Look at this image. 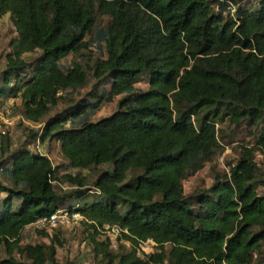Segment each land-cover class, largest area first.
<instances>
[{
  "label": "trees",
  "instance_id": "1",
  "mask_svg": "<svg viewBox=\"0 0 264 264\" xmlns=\"http://www.w3.org/2000/svg\"><path fill=\"white\" fill-rule=\"evenodd\" d=\"M4 15L15 35L0 110L13 98L42 128L14 145L0 133V264H60L59 230L43 232L48 243L23 244L22 232L73 198L99 264L264 263V0H0ZM83 49L98 55L88 71L64 62ZM88 75L84 97L67 99ZM37 139L95 178L65 173L75 188L59 195ZM227 145L229 169L186 194L183 181ZM104 225L121 230L115 248Z\"/></svg>",
  "mask_w": 264,
  "mask_h": 264
},
{
  "label": "rangeland",
  "instance_id": "2",
  "mask_svg": "<svg viewBox=\"0 0 264 264\" xmlns=\"http://www.w3.org/2000/svg\"><path fill=\"white\" fill-rule=\"evenodd\" d=\"M239 3L250 2L254 4V0H236ZM104 23V22H103ZM15 35L14 27L8 15H4L0 18V69L4 64V56L8 51V40ZM95 45V43H94ZM37 53L25 54L24 58L26 60H31ZM98 57L92 51L83 49L80 53L68 57L64 60L66 64H70L72 61H76L82 64L86 70L93 64L94 60ZM88 71V70H87ZM92 78L88 75V85L83 88H79L74 92H67L66 98L69 97H84L85 93L91 88ZM13 98H6L4 101L3 108L0 110V131L7 133L11 137L13 145L26 142L28 140L27 131L29 129L42 128L41 124H34L26 120L17 105H15ZM115 110V105H104L101 109L95 112L93 118L104 117L110 115ZM222 128H225V123L220 124ZM0 132V133H1ZM2 133V134H4ZM236 140L244 139L248 137L246 131H237L235 132ZM33 146H37V150L43 154H46L50 159L52 165L57 169V181L54 182L55 189L59 195L65 194L70 189H74L75 185L72 183L63 180L62 175L65 173L75 174L76 172L81 175H85L88 178V181H92L95 178L96 170H84V169H75L69 167L66 160L62 157L59 152L58 144H51L46 147L45 144H42L39 139L36 140ZM257 160L261 159V155L257 154ZM234 153L232 145H227L221 150L215 157L212 163L206 164V166L195 176L188 178L183 181V187L186 194L192 193L197 188H202L204 186H209L211 184V168L215 169H225L228 170L230 163L234 162ZM0 174V178H2ZM259 178H264V166L260 167ZM260 195H264V183H258V191ZM4 195L0 193V199ZM76 200L73 198L71 200L65 201L60 208H68V205H71ZM59 230L60 236L64 240V245L56 248L55 258L60 264H99L98 260L94 258V254L90 248V245L87 244L86 234L83 230V227L80 223H74L69 227L66 226H56L49 228V230H40L33 226L25 227L22 232V243H35L37 241H44L48 243V236H45L43 232L48 234H53ZM99 238L103 239L104 236L101 234ZM4 255L3 251L0 250V257ZM50 264V263H46ZM264 264V263H263Z\"/></svg>",
  "mask_w": 264,
  "mask_h": 264
},
{
  "label": "built area",
  "instance_id": "3",
  "mask_svg": "<svg viewBox=\"0 0 264 264\" xmlns=\"http://www.w3.org/2000/svg\"><path fill=\"white\" fill-rule=\"evenodd\" d=\"M1 133L4 132L2 131ZM80 217L81 215L77 211L71 210L70 208H59L53 211L47 217L38 218L33 224H31V226L37 229L46 230H49V228H53L56 226L69 227L72 224L77 223ZM99 231L104 237H109L112 247L115 248L117 245L116 238L121 230L115 226L109 227L108 225H104L103 227L99 228ZM153 244L154 242L151 239H147V241L144 243V246L150 248ZM253 264H262L258 261L257 253H253Z\"/></svg>",
  "mask_w": 264,
  "mask_h": 264
},
{
  "label": "clouds",
  "instance_id": "4",
  "mask_svg": "<svg viewBox=\"0 0 264 264\" xmlns=\"http://www.w3.org/2000/svg\"><path fill=\"white\" fill-rule=\"evenodd\" d=\"M27 227V226H26Z\"/></svg>",
  "mask_w": 264,
  "mask_h": 264
}]
</instances>
